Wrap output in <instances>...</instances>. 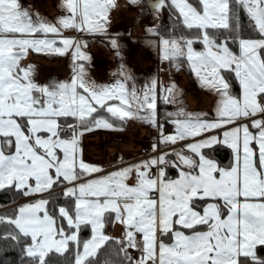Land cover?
I'll use <instances>...</instances> for the list:
<instances>
[{"label": "snow or ice", "instance_id": "6c2138e0", "mask_svg": "<svg viewBox=\"0 0 264 264\" xmlns=\"http://www.w3.org/2000/svg\"><path fill=\"white\" fill-rule=\"evenodd\" d=\"M131 3L155 19L146 43L161 60L186 64L214 93L213 113L181 103L160 117L158 100L182 95L175 82L138 84L123 62L111 82L91 77L86 37L115 36L116 0H59L53 19L0 0V190L34 197L0 214L9 226L0 239L18 249L19 264H264V0ZM111 46L120 56L116 38ZM30 51L70 54V78L41 83L24 62ZM129 119L155 126L161 144L184 141L170 149L175 159L160 152L106 173L83 159L85 132ZM213 146L230 149L227 165L205 151ZM117 221L113 237L105 226Z\"/></svg>", "mask_w": 264, "mask_h": 264}, {"label": "rangeland", "instance_id": "374dc122", "mask_svg": "<svg viewBox=\"0 0 264 264\" xmlns=\"http://www.w3.org/2000/svg\"><path fill=\"white\" fill-rule=\"evenodd\" d=\"M19 2L26 7L32 8L34 11H39L42 15L47 18L53 19L58 15L57 5L59 0H19ZM144 9L141 11V9ZM110 26L109 33L115 34V36H88V46L85 49L90 54V61L87 62V67L89 74L98 82H111L113 79V72L117 67L123 62L135 75L137 83L143 84L146 82V76L149 78L155 76V73L159 75L163 72L164 75L170 76L169 81H162L165 84L175 82L176 87L181 91L182 95L177 97L178 103L186 106L189 111H202L205 113L212 114L214 110V102L216 96L213 92L208 89L203 88L197 77L190 71L188 66L185 64L184 72H187L193 78V81L184 74L183 71L177 70L175 68H163L161 69L163 62L157 50V47L146 43L149 38L147 34V25H150L151 17L144 7V4H132L131 0H116V7L110 12ZM161 22V21H160ZM116 38L120 44L121 55H115V49L111 46V39ZM195 47H200L197 43ZM25 63H32L37 66V79L41 83L48 82L50 79H68L71 75V57L70 54L58 55V54H46V53H36L30 51L28 57H26ZM167 66V67H168ZM184 70V69H183ZM189 77V76H188ZM194 82V83H193ZM192 84L194 86H192ZM198 91L202 96L192 97L195 91ZM207 103V108H203L202 102ZM168 103V102H166ZM205 103V104H206ZM193 104V105H191ZM204 105V104H203ZM127 129V128H126ZM94 130V129H93ZM97 130V129H96ZM101 131H108V129H99ZM127 134L123 135L122 144L119 142L120 147H126L131 143L137 142L139 148L146 145L148 151L147 155L142 154V147L140 148V160L147 159L151 155H158L156 152L162 149L157 144V149L153 150V143L151 138L159 133L157 130L153 134H145L142 136V132L138 131L135 126L129 127L127 129ZM91 133V132H89ZM93 134V133H92ZM82 137L81 145L84 146V153L90 159L92 158H103V149L109 145V138H107L105 133H99V136ZM92 137V138H90ZM126 139V140H125ZM142 144V145H140ZM106 145V146H105ZM160 153V152H159ZM108 154V153H107ZM105 155V160L106 156ZM142 154V155H141ZM57 192L56 190H54ZM15 196H17L15 191H12ZM38 194V195H44ZM32 196H23L17 200H13L10 204L5 206L8 211H15L17 206L21 203L32 200ZM4 209V210H5ZM7 212V211H6ZM8 214V213H7ZM90 229V228H89ZM106 231V230H105ZM123 231V226L117 221L112 223L110 230L107 232L113 237L121 236ZM134 254L135 249H131Z\"/></svg>", "mask_w": 264, "mask_h": 264}, {"label": "crops", "instance_id": "0c3cea01", "mask_svg": "<svg viewBox=\"0 0 264 264\" xmlns=\"http://www.w3.org/2000/svg\"><path fill=\"white\" fill-rule=\"evenodd\" d=\"M161 64L163 66V67H161L162 70H163V68H170L169 67L170 65H169L168 62L167 63L166 62L160 63V65ZM171 68H175V67H171ZM179 70L184 72L186 69L184 67H182ZM164 74H166V73L162 72L160 75H159V73H155V76L160 81H164L165 80V81L168 82L169 81L168 78L170 76H167L168 74L167 75H164ZM184 74L187 76V78H190L193 81V78L191 77V75L189 73L184 72ZM146 78H147V80L150 79L149 76H146L145 79ZM192 86H194V85L192 84ZM202 95L203 94H200L196 90L195 94H193L192 97L195 98L197 96H202ZM205 103H206L205 101L201 103L203 108L204 107L207 108V106H206L207 103L206 104ZM191 105H193V104H191ZM176 107H177L176 104L166 103V101H164L163 99H159L158 100V110H159L160 117H164L167 111H174L176 109ZM132 126H135L138 129V131L142 132V136H144L145 134H150V133L153 134L154 132H156L158 130L155 126H153L151 124H148V123H145V122H141V121H138L136 119H129V120H127L124 123V126L122 128H120V129L108 130L107 132L106 131H101L99 129H97V130L94 129L92 131H89L91 133L85 132L83 134V136H82V137H85V138L88 137L89 135H91L92 133H93L92 134L93 137L96 136V135L99 136L100 135L99 133H105L107 138H109V140H108L109 141V145H107V146L105 145L106 147H104V149L102 150L103 154H104L102 159L101 158H97V159L92 158V159H90L84 153V149H86V148H84V146L82 147V145H81L83 159L85 161H87V162H90V163L102 165L103 166V171L105 173L109 172V171H113V170H115L117 168L123 167L126 164H130V163H135V162L141 161L140 158H142V157L140 155H138V154H140L142 152V154L147 155L148 151H150L149 149H147L146 145L141 146L142 147V151L141 152H140V148L141 147L139 148V146H137V144H138L137 142H134L133 145H131V143H129V145H127L126 147H120L119 146V145L122 144V138H124L123 135L127 134V132H126L127 129L129 127H132ZM90 138H92V137H90ZM119 142H121V144H119ZM183 143H185V142L184 141H180V142H177L176 144L169 143L168 145H164V144L160 143L159 147L163 150V152L169 153V156L172 157L173 155H172L170 149L180 148ZM140 145H142V144H140ZM213 147H215V146H213ZM224 147H226V146H224ZM106 154L108 156H106V160H105V155ZM135 156H140V158L139 157L135 158ZM173 157H172V159H173ZM228 163H229V161L226 164H223V165H227ZM171 170H175L176 174H177V169H175L174 167H171V166L167 169V172H169ZM131 182H132V180L130 179L129 183H131ZM55 190L63 192V186H60V187L56 188ZM46 194L47 193H45L44 195H46Z\"/></svg>", "mask_w": 264, "mask_h": 264}, {"label": "trees", "instance_id": "16d2710c", "mask_svg": "<svg viewBox=\"0 0 264 264\" xmlns=\"http://www.w3.org/2000/svg\"><path fill=\"white\" fill-rule=\"evenodd\" d=\"M144 7L147 9L146 5L144 4ZM148 11V10H147ZM149 13V11H148ZM150 15V14H149ZM241 19L246 23L247 17L246 15L242 12L241 13ZM162 25H169V14L167 9L164 10L163 12V19L161 22ZM238 87V85H237ZM215 148V151L213 152L211 149H206L205 151L209 152L210 154L214 155V157L221 163V164H226L230 158H231V152L228 148L224 146H219V147H213ZM172 156V155H171ZM173 157V156H172ZM174 159V157H173ZM169 175H175L176 171L171 170L168 172ZM58 188V187H57ZM55 193H60L61 195L58 198L59 203L64 202V197L62 196V191H57ZM13 194L11 191H6V190H0V206H7L13 200H17L18 198H22L21 194ZM9 209H5L0 214H14V211H8ZM7 211V212H6ZM112 223L106 224L105 230L108 232L110 230V226ZM6 227H9L7 224H0V234L3 233ZM83 236L87 237L90 235V229L89 228H84L81 233ZM10 243V242H9ZM6 242L3 239H0V264H19V257L20 253L18 249L12 248V247H6ZM259 252L264 255V246H258Z\"/></svg>", "mask_w": 264, "mask_h": 264}, {"label": "built area", "instance_id": "2783aa9c", "mask_svg": "<svg viewBox=\"0 0 264 264\" xmlns=\"http://www.w3.org/2000/svg\"><path fill=\"white\" fill-rule=\"evenodd\" d=\"M173 131H174L173 127L169 123L165 122L164 123V127H163V132L164 133H171ZM158 137H159V133L156 134L154 137L151 138V140H152L151 142L152 143L156 142L157 144H159ZM159 152H161V151L156 152V154L159 155L160 154ZM162 152H163V150H162ZM4 209H5V207L0 206V212H2Z\"/></svg>", "mask_w": 264, "mask_h": 264}, {"label": "water", "instance_id": "95a60500", "mask_svg": "<svg viewBox=\"0 0 264 264\" xmlns=\"http://www.w3.org/2000/svg\"><path fill=\"white\" fill-rule=\"evenodd\" d=\"M149 14H150V17H151V23H150V25L151 24H153V23H156V21H155V19L153 18V16H152V14L149 12ZM162 19H163V13H162V16H161V19H160V21H162ZM175 157V156H174Z\"/></svg>", "mask_w": 264, "mask_h": 264}, {"label": "flooded vegetation", "instance_id": "af4514ba", "mask_svg": "<svg viewBox=\"0 0 264 264\" xmlns=\"http://www.w3.org/2000/svg\"><path fill=\"white\" fill-rule=\"evenodd\" d=\"M163 12H164V11H163ZM161 22H162V21H161ZM161 22H160V23H161Z\"/></svg>", "mask_w": 264, "mask_h": 264}]
</instances>
